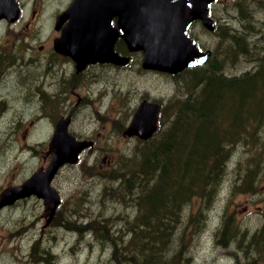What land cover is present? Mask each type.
<instances>
[{"label":"rangeland","instance_id":"374dc122","mask_svg":"<svg viewBox=\"0 0 264 264\" xmlns=\"http://www.w3.org/2000/svg\"><path fill=\"white\" fill-rule=\"evenodd\" d=\"M43 1L47 34L53 32L56 15L71 0ZM239 3L247 4L248 14L253 13L255 25L252 31L257 35L251 37L249 32L248 35L256 45L255 49L264 53V0L218 1L212 14L217 21L240 29L243 16ZM191 32L201 47L216 46L219 37L206 31L199 23L193 25ZM253 62L248 60L231 66L230 72L241 73L250 69ZM22 69L18 68L17 72ZM185 74L141 73L135 63L128 68L94 66L76 78L75 85L62 91L56 107L44 100L47 94L44 99L28 101L24 98L27 92L21 85L13 81L10 91L0 84L3 95L11 96L6 102H0V192L7 186L21 183L39 166L48 164L50 155L46 156L45 151L55 121L62 114H71L70 131L79 138L90 134L95 136L97 146L86 150L78 163L66 164L53 180V185L62 195L60 209L78 213L80 216L76 215V221L81 223L103 220L110 227V233L117 235L115 239L121 246L124 238L127 240L130 237L127 236V221L134 219L137 208L133 206L131 197L110 194V189L117 190L120 185V178L111 175L118 173L121 155H131L133 146L138 142L135 137L123 136L122 130L130 122L143 93L150 94L152 99H160L164 104L171 98L184 97L188 93L183 81ZM64 88L61 83L60 92ZM72 88L84 96L81 101L72 94ZM32 95L36 96L35 93ZM163 118H160L161 126L168 122ZM235 150L229 166L230 173L222 182L216 198L208 208H203L205 217L202 218L201 230L194 229L185 236L179 262H174L181 248L175 236L164 253L169 264H253L246 257L236 259L230 254L228 251L233 247L216 246L218 227L225 214H232L242 229L253 231L264 226V149L254 191H243L239 183L243 181L241 174L245 165L248 162L254 165L252 155L256 151L243 145ZM60 214L54 222L45 224V205L36 197L2 209L0 264H131L126 262L124 250L113 247V240L104 239V236L88 228L80 232L62 225L59 222L67 223V219L62 217L63 213ZM45 248L50 250V255L46 256ZM259 253L264 258V253ZM161 262L159 260L157 264Z\"/></svg>","mask_w":264,"mask_h":264},{"label":"trees","instance_id":"16d2710c","mask_svg":"<svg viewBox=\"0 0 264 264\" xmlns=\"http://www.w3.org/2000/svg\"><path fill=\"white\" fill-rule=\"evenodd\" d=\"M239 5L242 28L217 23L212 33L219 38L210 60L185 70L183 81L188 93L171 98L163 106L161 117L167 124L160 123L150 139L138 140L131 155H121L118 173L111 175L120 178V185L117 190L110 189V194L131 197L137 208L134 219L127 221L130 237L120 246L117 235L110 233L103 220L81 223L76 221L78 213L63 209L58 210L53 222L63 213L67 223L60 224L80 232L88 228L113 240V247L124 250L126 262L131 264H157L159 260L168 264L164 253L169 244L176 237L179 240L181 248L174 258L179 262L185 236L194 229L201 230L203 208L216 198L239 145L256 151L252 155L254 165H245L239 187L255 190L264 149V53L255 49L249 37L257 35L252 31L253 13L248 14L247 4ZM248 60L254 61L250 69L230 72L231 66ZM218 232L217 240L223 245L232 241L244 249L249 241L252 248L264 253V227L242 229L232 214H225ZM44 252L50 255L47 248ZM46 261L51 262L48 257Z\"/></svg>","mask_w":264,"mask_h":264},{"label":"water","instance_id":"95a60500","mask_svg":"<svg viewBox=\"0 0 264 264\" xmlns=\"http://www.w3.org/2000/svg\"><path fill=\"white\" fill-rule=\"evenodd\" d=\"M214 1L73 0L56 18L55 26L61 29V35L54 40L55 49L70 56L77 71L98 61L126 66L130 56L115 50L121 37L129 51H143L144 68L176 75L209 60L212 49H200L189 30L196 20H201L210 31L215 29V19L210 15ZM18 15L16 0H0V17L15 19ZM161 107L158 101L142 100L124 133L149 139L158 127ZM70 122L71 116L57 120L46 152L51 154L48 165L40 167L24 182L5 187L0 192V208L36 195L44 200L46 223L51 222L61 202L60 192L52 181L65 164L77 163L82 151L93 143L71 133Z\"/></svg>","mask_w":264,"mask_h":264},{"label":"flooded vegetation","instance_id":"af4514ba","mask_svg":"<svg viewBox=\"0 0 264 264\" xmlns=\"http://www.w3.org/2000/svg\"><path fill=\"white\" fill-rule=\"evenodd\" d=\"M16 1L19 7V15L15 19L8 18L10 16L0 17V84H3V87H7L11 91L12 82L14 81L16 85H21V88L24 87L27 92L24 98L28 101H30L29 99H44L47 94L48 96H46L44 100L48 105H54V107H56L55 105L59 102L62 91H65L67 86H71L72 84L75 85L76 78H80L85 71H88L94 66L124 67L109 62H96L88 65L85 70L78 72L75 65L76 63L69 56L61 54L55 49L54 40L61 34V30L56 29L55 22L53 32L45 33V22L43 18L44 1ZM113 24H117L116 18H114ZM119 45H122L123 49H119ZM116 48L121 54L130 56V63L126 66L127 68L135 63L141 73L155 71L143 68V52H129L122 38H118ZM20 67H23L22 71L17 72V69ZM61 83L65 88L61 89L60 92ZM121 89L122 87L120 84V90ZM71 91L73 95L78 96V101L84 98V96L74 88H72ZM32 93H35L36 96L32 95ZM10 98L11 96L5 97L3 95L2 88L0 87V102H6L7 99L9 100ZM144 99H151L150 94L143 93L139 102ZM67 115L72 117L71 114ZM82 138L91 139L93 141L92 148L97 146V139L95 136L90 134ZM25 200L27 199L24 198L23 200L15 201L4 208L16 205ZM2 209H0V211ZM216 242L217 247H233V249L228 252L236 259L243 256L253 264L256 262L257 264H262V262H264V258L260 256L256 248H252V243L249 241L245 244L247 248L244 249L236 245L237 242L231 241L226 245H222L218 240Z\"/></svg>","mask_w":264,"mask_h":264}]
</instances>
